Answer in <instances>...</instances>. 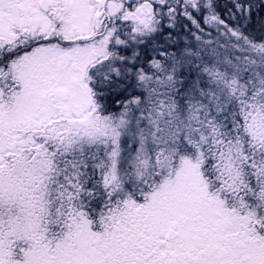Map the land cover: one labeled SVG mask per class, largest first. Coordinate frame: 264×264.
I'll return each mask as SVG.
<instances>
[{
	"label": "snow or ice",
	"instance_id": "obj_1",
	"mask_svg": "<svg viewBox=\"0 0 264 264\" xmlns=\"http://www.w3.org/2000/svg\"><path fill=\"white\" fill-rule=\"evenodd\" d=\"M0 264H264V0H0Z\"/></svg>",
	"mask_w": 264,
	"mask_h": 264
}]
</instances>
